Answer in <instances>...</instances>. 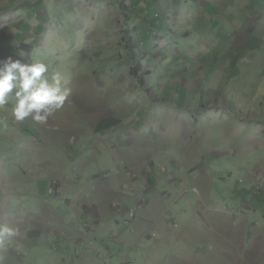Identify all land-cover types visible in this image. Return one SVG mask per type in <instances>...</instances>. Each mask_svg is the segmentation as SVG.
Wrapping results in <instances>:
<instances>
[{
	"label": "rangeland",
	"instance_id": "374dc122",
	"mask_svg": "<svg viewBox=\"0 0 264 264\" xmlns=\"http://www.w3.org/2000/svg\"><path fill=\"white\" fill-rule=\"evenodd\" d=\"M8 58L42 61L68 96L43 124L15 120L11 94L0 106V245L25 239L2 245L0 264L1 250L18 264H264L241 232L264 227V192L242 185L264 168V0H0ZM131 138L124 155L157 190L142 198L113 164ZM102 192L143 218L130 249L57 234L58 217L90 233L82 211ZM246 204L257 218L238 215Z\"/></svg>",
	"mask_w": 264,
	"mask_h": 264
},
{
	"label": "crops",
	"instance_id": "0c3cea01",
	"mask_svg": "<svg viewBox=\"0 0 264 264\" xmlns=\"http://www.w3.org/2000/svg\"><path fill=\"white\" fill-rule=\"evenodd\" d=\"M2 61V60H0ZM140 129H136L134 132H145V130L141 127V125L139 124ZM132 131V133H134ZM132 137V136H131ZM251 139V137H250ZM119 143L123 142L121 138H119ZM131 143H129L127 146H123L122 144H119L118 146L115 145V147L117 148L114 152V158H113V164H115L117 167H122L123 168H127L129 169L131 172V174L129 173H125L127 177L130 178V183L135 184L136 187V191L138 189V191L141 194H138L136 197L137 198H142L145 197L146 193L147 195H152L153 193L157 192V190L155 189H150V186H155V183L151 182L150 177L148 176L147 172L141 170L140 172L142 173V177H139L136 173V170H138V166L142 164V162L137 161L135 158L124 155V152L127 151L129 148L128 146L130 144H134L135 140H133L132 138L130 139ZM142 148H144V146L142 145ZM79 160H81V157H78V159L76 161L71 162L69 165L66 164H62L63 166H65V172L70 171L69 166H74V168L70 171V172H77L76 170L78 169V162ZM125 160H127V162L125 163ZM261 161L258 159L256 161V172L257 174L254 175L252 182H242V185L249 186L251 185L252 188L255 190V195L258 196V193L264 192V168L260 167ZM79 167L81 168V165H79ZM156 173V171H155ZM64 179L66 181V183H69L68 177L64 176ZM172 180V179H170ZM173 181V180H172ZM102 183H109L108 179H104L102 180ZM119 190V187H116ZM245 191V189H243ZM261 190V191H260ZM135 191V193H136ZM142 191V192H141ZM105 192V191H104ZM102 192L101 193V204H97L95 206H93V208L90 209V211L88 210V208L85 209V211H82L83 213H90L91 217H94L95 220L92 222L93 224L96 222L95 225H91L92 229L96 228L95 230L91 229V232L89 233L88 231H84V223L83 222H73L71 221V223L69 224H65L66 221L64 220L63 217H58L56 219H54V221H56L57 223H61L59 224V226L61 225V230L60 232H57V234H64V232L66 234H69L70 236L73 235L74 233L77 234V236H83L85 237L87 240H91V241H100V243L102 244L104 240L106 239H113L116 240L115 242L120 244V248L126 249H130L127 248L125 246H132L135 245L134 243L137 242L139 239H143L145 237V234H141L142 231V227L143 225L141 224L140 221H143V218L140 216V214L137 213L136 218L131 221V223L129 222L128 224H130V226H128L129 228L132 227L133 232H129L128 230H121V221L126 224V216L128 209H126L127 207H124L123 212L121 211V209L119 208L118 205H109V200L110 198H108L107 196H109V194H106ZM120 194V192H119ZM129 196L127 194H125V198H128ZM124 198V200H126ZM116 203V202H115ZM49 209V208H48ZM73 207H71V209H63V213L65 212H69L70 214L73 212ZM97 209V210H96ZM51 212L52 210L49 209ZM138 210V209H137ZM139 211V210H138ZM253 208L249 205L246 204V206H241L240 211H238V215H240L242 218H247V221L251 219L252 215L257 218V214H259V212H254L253 213ZM230 212L232 213V211L230 210ZM100 213L103 214L102 216H100ZM148 215H152L154 213V210L150 211V208H148L146 210V212ZM111 216V219L105 220L104 218ZM97 216L98 218L96 219ZM88 225V224H86ZM30 226V225H29ZM34 226V225H33ZM239 226L243 227V224H240ZM255 229L254 232L252 230V228L249 227V223L246 224L245 228L241 231V232H246V237H248L249 235H251L252 237L255 238V240L257 241V249L253 250L254 252L256 251V253H259V257H264V227L263 226H259L257 227L256 224H254ZM34 227H32L33 229ZM68 230H71V232H68ZM181 231V230H180ZM133 234V235H131ZM184 236V234H183ZM2 238V236H0ZM142 237V238H141ZM26 238V237H25ZM32 238V237H31ZM24 238H18V236H16V238H11V239H6L1 245L0 247L4 244V243H9L12 246H18L20 244H22V240ZM13 240V241H11ZM25 240V239H24ZM10 241V242H9ZM108 241V240H107ZM246 240L242 239V243L245 242ZM104 248L107 249V245H105L104 243ZM109 253H111V249H107ZM9 253H12L13 255L18 257V254L16 252H9V251H3L1 250V260L4 261V264H8V262H10V260H12V264H18L17 261H15L14 259H11V257L8 256ZM24 258L26 259L27 257L24 256ZM23 259V260H25ZM81 263L80 264H84L83 259H81ZM23 262L19 263L22 264ZM95 263H101L104 264V262L102 261L101 257L97 260H95L94 262H91L89 264H95ZM29 264H33V260L29 261ZM75 264V263H72ZM106 264V263H105Z\"/></svg>",
	"mask_w": 264,
	"mask_h": 264
},
{
	"label": "clouds",
	"instance_id": "9594fccd",
	"mask_svg": "<svg viewBox=\"0 0 264 264\" xmlns=\"http://www.w3.org/2000/svg\"><path fill=\"white\" fill-rule=\"evenodd\" d=\"M47 71L42 61L25 64L8 58L0 63V106L8 103L11 94L14 98L11 112L15 120L30 117L34 122L46 123L64 106L68 96L67 90H61L60 76L57 74L49 82L45 76Z\"/></svg>",
	"mask_w": 264,
	"mask_h": 264
},
{
	"label": "built area",
	"instance_id": "2783aa9c",
	"mask_svg": "<svg viewBox=\"0 0 264 264\" xmlns=\"http://www.w3.org/2000/svg\"><path fill=\"white\" fill-rule=\"evenodd\" d=\"M137 209H133V210H130L128 213H127V216H126V222L129 223L131 222L132 220H134L137 216Z\"/></svg>",
	"mask_w": 264,
	"mask_h": 264
},
{
	"label": "trees",
	"instance_id": "16d2710c",
	"mask_svg": "<svg viewBox=\"0 0 264 264\" xmlns=\"http://www.w3.org/2000/svg\"><path fill=\"white\" fill-rule=\"evenodd\" d=\"M136 67H138V65ZM132 73H134V70L133 69H132Z\"/></svg>",
	"mask_w": 264,
	"mask_h": 264
}]
</instances>
